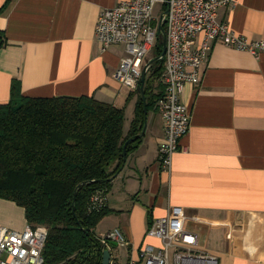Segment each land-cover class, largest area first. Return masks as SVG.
Returning a JSON list of instances; mask_svg holds the SVG:
<instances>
[{
    "label": "crops",
    "instance_id": "0c3cea01",
    "mask_svg": "<svg viewBox=\"0 0 264 264\" xmlns=\"http://www.w3.org/2000/svg\"><path fill=\"white\" fill-rule=\"evenodd\" d=\"M121 0H11L0 18V105L11 101L15 81L33 98L94 97L126 110V134L136 116L135 92L114 78L125 57L122 45L104 50L96 37L101 12ZM6 0H0V8ZM219 20L239 35L264 39V0H236ZM183 101L191 112L172 175L164 173L159 148L165 122L156 114L139 147L107 192L112 211L97 227L100 236L120 230L138 257L157 244L146 236L155 218L171 206L197 215L189 230L220 264H264V52L255 55L221 41L202 68L201 82L188 84ZM25 210L0 199V228L22 231ZM115 246H113L114 248Z\"/></svg>",
    "mask_w": 264,
    "mask_h": 264
},
{
    "label": "trees",
    "instance_id": "16d2710c",
    "mask_svg": "<svg viewBox=\"0 0 264 264\" xmlns=\"http://www.w3.org/2000/svg\"><path fill=\"white\" fill-rule=\"evenodd\" d=\"M10 4L0 8V18ZM2 35L0 30L1 46ZM164 70L160 60L147 74L148 116L159 113ZM140 89L127 134L126 110L94 97H27L15 81L11 101L0 105V199L23 208L29 225L49 229L45 264H103L106 249L95 231L112 211L92 212L89 205L97 192L111 190L125 167L126 144L134 139L130 153L143 142L148 118Z\"/></svg>",
    "mask_w": 264,
    "mask_h": 264
},
{
    "label": "built area",
    "instance_id": "2783aa9c",
    "mask_svg": "<svg viewBox=\"0 0 264 264\" xmlns=\"http://www.w3.org/2000/svg\"><path fill=\"white\" fill-rule=\"evenodd\" d=\"M236 0H121L117 7L101 12L96 37L104 50L122 45L126 55L114 73L124 87L136 92L154 64L147 57L159 46V26L167 39L165 70L161 82L165 93L157 102L165 122L166 136L160 144L159 159L164 173L172 175L174 158L181 141L191 131L192 115L183 101L188 84L201 82L202 68L221 41L228 47L258 55L264 52L263 40H250L237 34L219 20L223 7H233ZM159 7V10H158ZM163 37V36H162ZM160 58V57H159ZM155 60V59H154ZM107 207L104 191L91 199L90 211ZM199 222L181 207L171 206L164 217L155 218L146 236L157 242L138 249V257L127 264H220L219 258L200 247V235L189 230L188 222ZM49 236L45 226L27 225L22 231L0 228V264H45L44 251ZM106 250L113 245L131 252V242L118 229L98 236ZM110 264H115L112 261Z\"/></svg>",
    "mask_w": 264,
    "mask_h": 264
},
{
    "label": "water",
    "instance_id": "95a60500",
    "mask_svg": "<svg viewBox=\"0 0 264 264\" xmlns=\"http://www.w3.org/2000/svg\"><path fill=\"white\" fill-rule=\"evenodd\" d=\"M159 35H162V36L164 37V48H163L162 56H161L160 58H156L155 60H152V61L150 62L149 65L155 64V63H157L158 61L163 60L164 57H165L166 50H167V47H166L167 39H166V35H165V33H164V27H163V25H160V26H159ZM146 78H147V70L145 69V70H144V73H143L142 82H141L142 84H141L140 92H141L142 100H143V103H144V111H145V114H146V116H147V118H148L147 96H146V91H145ZM146 129H147V123H146L145 126H144V129H143V131H142L141 137L145 134ZM133 141H134V139H131V140L126 144V146H125V148H124V158H125V159H126L127 154H128L127 147H128V145H129L131 142H133ZM76 199H77V193L75 194L74 211H75ZM113 246L117 247L116 244H114ZM111 257H112L111 251H110V250H105V251H104V255H103V259H104L103 264H110V262H111Z\"/></svg>",
    "mask_w": 264,
    "mask_h": 264
},
{
    "label": "rangeland",
    "instance_id": "374dc122",
    "mask_svg": "<svg viewBox=\"0 0 264 264\" xmlns=\"http://www.w3.org/2000/svg\"><path fill=\"white\" fill-rule=\"evenodd\" d=\"M158 10H159V7H158ZM161 43L164 44V37H162L161 39ZM159 46H156L151 52L150 54L148 55L147 57V60L148 61H151V60H154L158 57V53H159ZM155 117V113L154 112H150L149 114V119L152 120L153 118ZM118 163V162H117ZM116 163V164H117ZM115 164V165H116ZM107 194V193H106ZM29 225V224H28ZM32 226V225H31ZM40 226H44V225H40ZM37 227V226H35ZM46 227V226H45ZM112 249V252H113V255L114 257L119 261V262H124L126 260L125 256H126V251L122 248V247H114V248H111ZM112 254V253H111Z\"/></svg>",
    "mask_w": 264,
    "mask_h": 264
}]
</instances>
